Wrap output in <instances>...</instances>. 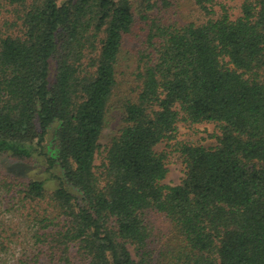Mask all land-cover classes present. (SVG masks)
Segmentation results:
<instances>
[{
    "label": "trees",
    "instance_id": "16d2710c",
    "mask_svg": "<svg viewBox=\"0 0 264 264\" xmlns=\"http://www.w3.org/2000/svg\"><path fill=\"white\" fill-rule=\"evenodd\" d=\"M192 1L204 21L149 22L137 96L96 165L131 1L0 0L21 25H0V156L39 154L57 180L0 171V210L25 226L0 220V264L14 242L16 264H264V0L236 18ZM179 122L214 123L216 144L178 141ZM158 215L173 230L164 245Z\"/></svg>",
    "mask_w": 264,
    "mask_h": 264
},
{
    "label": "rangeland",
    "instance_id": "374dc122",
    "mask_svg": "<svg viewBox=\"0 0 264 264\" xmlns=\"http://www.w3.org/2000/svg\"><path fill=\"white\" fill-rule=\"evenodd\" d=\"M133 7L135 16V23L131 33L126 35L123 40L121 51L119 54V60L117 63V87L111 103V107L106 116V122L101 134L100 142L102 148L96 156V165H100L106 149L110 144L112 138L118 134L120 128L123 125L124 107L123 104L127 100H134L139 90V82L136 79V68L140 58V51L146 49V37L149 28V22L152 19L162 21L163 23H178L187 24L189 22H202L205 20V15L198 10L197 6L192 0H130ZM221 3L226 4L229 7V12L232 18H236L241 14V4L243 0H218ZM150 4L151 7H146ZM216 10H219L220 6H215ZM10 9V10H8ZM1 16L0 25L7 33L17 34L21 29L20 21L12 8L3 3L0 6ZM144 16H147L144 18ZM18 22V23H16ZM7 23V24H5ZM16 23V24H15ZM218 129L212 122H202L195 124H188L185 122H179L178 124V141L199 143L206 146H212L216 144V138L213 136L217 133ZM167 148L164 144L158 146V150ZM46 151L48 153L53 152V142L48 140L46 142ZM48 165L45 158L39 154L34 155L29 160H15L14 158L4 155L0 156V171L3 173H9L11 175H17L24 180L40 179L47 181V186L53 189L54 182L48 181L47 178L52 177L51 171H48ZM184 164L180 155L177 152H172L168 158V173L164 180L165 183L170 185L178 184L184 175ZM55 173L59 174L58 171ZM5 212L4 208L0 210V220L7 223H16L21 229L25 226L23 219L20 218L17 211ZM156 223L161 228L162 235L159 244L164 245V242L169 241L172 235V228L169 223L163 219L160 215L156 217ZM154 221V222H155ZM27 236L22 234L15 238V241L22 243ZM132 249V248H131ZM22 252V245H11V248L6 251L4 256V264H16L18 257ZM133 254L134 251L132 250ZM161 255H157V261L162 260Z\"/></svg>",
    "mask_w": 264,
    "mask_h": 264
}]
</instances>
